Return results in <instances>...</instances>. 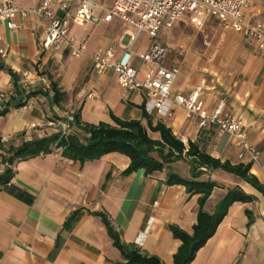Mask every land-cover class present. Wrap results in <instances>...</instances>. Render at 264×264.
<instances>
[{
  "label": "crops",
  "instance_id": "0c3cea01",
  "mask_svg": "<svg viewBox=\"0 0 264 264\" xmlns=\"http://www.w3.org/2000/svg\"><path fill=\"white\" fill-rule=\"evenodd\" d=\"M15 1L21 8H37L45 0ZM61 1L51 0L52 6L57 8ZM245 19L264 23V0H252ZM15 21L19 25L15 29L0 22V49L6 50L5 56L0 54V66L11 68L20 77L26 71L45 75L51 82V75L66 94L61 106L53 104L50 96L39 94L27 99L22 107L12 103L9 112L0 116V174L5 171L1 158L8 148L60 133L71 114H80L86 124H114L111 112L124 120L142 119L146 91L120 86L112 71L99 74L91 56L113 45L120 58L137 65L138 54L151 44L148 34L135 38L136 28L118 18L87 26L71 23L70 34L85 39L86 53L73 56L64 46L59 56L41 52L47 23L38 14L18 15ZM160 41L169 50L165 63L178 70L172 92L186 94L202 86L204 107L209 112L225 99V111L243 120L247 139L259 153V161L253 162L248 156L240 159L232 135L216 126L200 128L198 118H188L183 106L175 105L173 119L165 121L167 126L186 146L192 142L201 152L233 165L250 164L251 174L264 183V51L253 39L224 29L217 18H209L198 27L188 14L164 29ZM128 48L130 56L126 55ZM12 86V76L0 68V89ZM24 89H43L53 94L42 83ZM8 100L0 102V109ZM150 134L159 138V133ZM153 155L159 158L157 152ZM129 164L130 159L118 152L99 160L73 161L63 157L60 148L18 162L12 180L0 186V264L123 262L121 251L97 212L109 215L124 242L136 243L165 264H173L181 242L169 226L176 224L193 231L199 195L188 193L183 185H167L165 180L169 173L191 179L190 161L186 157L173 161L152 175L143 169L123 175ZM203 170L201 180L221 185L205 205L208 213L216 211L228 188L239 186L256 200L233 203L191 264H264L263 194L225 170ZM246 210L253 214L252 223ZM76 211L75 219L67 223Z\"/></svg>",
  "mask_w": 264,
  "mask_h": 264
},
{
  "label": "built area",
  "instance_id": "2783aa9c",
  "mask_svg": "<svg viewBox=\"0 0 264 264\" xmlns=\"http://www.w3.org/2000/svg\"><path fill=\"white\" fill-rule=\"evenodd\" d=\"M251 2L252 0H113L111 5H105L95 0H62L56 8L52 6L51 0H45L37 8H21L15 0H0V22L15 29L19 27L15 21L18 15L25 17L30 12H35L47 23L45 37L40 42L41 52L59 53V56L64 46L69 47L73 56L86 53L85 39H78L70 34L71 23L87 26L118 18L134 26L135 38L142 33L151 38L149 48L138 54V64L133 65L120 58L117 48L111 45L93 53L91 59L94 69L99 74L114 72L119 85L126 89L145 90V110L158 120L171 121L175 115V105L183 106L188 118H198L200 128L216 126L222 132L232 135L239 149L240 159L248 156L251 161L258 162L259 153L247 139L243 120L225 111V99L220 100L213 112H209L204 107L202 86L186 94L172 92L178 70L165 63L169 50L160 41L164 29L172 27L184 14H188L190 21L198 27L204 26L209 18H217L224 29L240 32L253 39L257 47L264 51V23H252L245 19V11ZM0 54L5 56L6 50L0 49ZM126 55L130 56V48ZM37 83L51 88L47 76L31 75L26 71L22 73L21 86L25 88ZM13 95V86L7 90L0 89V102ZM73 121L74 114H71L61 131L64 138L74 130L80 131L71 125Z\"/></svg>",
  "mask_w": 264,
  "mask_h": 264
},
{
  "label": "trees",
  "instance_id": "16d2710c",
  "mask_svg": "<svg viewBox=\"0 0 264 264\" xmlns=\"http://www.w3.org/2000/svg\"><path fill=\"white\" fill-rule=\"evenodd\" d=\"M0 68L12 76L15 92V95L9 98L6 106L0 109V116L9 112L12 103L15 107H22L27 99L39 94L50 96L52 103L58 106L64 102L66 93L53 76H49L53 93L51 96L49 91L43 89L28 90L22 88L21 77L16 72L4 65H1ZM110 115L114 124L107 122L86 124L82 122L80 114L74 113V121L71 125L80 131L74 130L67 138H64L60 132L41 139L26 141L18 147L11 146L1 158V163L5 165V171L0 174V186L12 180L15 175L14 166L18 162L51 153L53 148H61L63 157L82 163L99 160L111 152L124 154L130 159V164L123 171V175H129L141 169L144 170L145 174L152 175L157 171H162L167 164L186 157L191 164L192 178L187 179L176 173H169L165 182L167 185H183L188 193L198 194L199 208L197 222L194 224L191 233L176 224L169 226L173 236L181 242L174 254L173 264H191L193 262L197 252L215 234L233 203H249L256 200L254 195L248 194L239 186L228 188L216 211L213 214L208 213L205 210V205L214 189L221 185L211 180H201L200 178L204 173L203 168L222 169L237 175L264 196V183L251 174L250 164L233 165L201 152L192 142L186 146L165 122L153 120L144 107L142 119L124 120L113 112ZM150 132L159 133V138L152 137ZM154 152L158 153L159 158L153 155ZM246 212L249 216V222L252 223L254 220L252 212L249 210ZM77 213L78 211L72 213L67 223L72 222ZM96 214L101 217L114 245L122 253L124 261L119 264H165L158 256L149 254L136 243L124 242L106 212H97Z\"/></svg>",
  "mask_w": 264,
  "mask_h": 264
}]
</instances>
